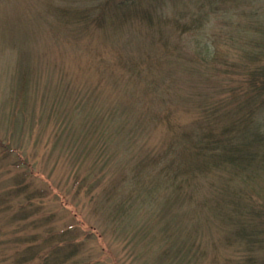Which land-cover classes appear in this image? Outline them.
Masks as SVG:
<instances>
[{
  "label": "rangeland",
  "instance_id": "374dc122",
  "mask_svg": "<svg viewBox=\"0 0 264 264\" xmlns=\"http://www.w3.org/2000/svg\"><path fill=\"white\" fill-rule=\"evenodd\" d=\"M196 1L168 0L148 27L135 13H108L101 25L81 19L97 18L96 0H0V193L26 176L24 185L46 193L39 224L51 220L56 230L75 223L68 204L82 212L99 229L79 228L84 252L99 264H174V255L175 264L264 258V248L249 252L217 215L227 172L180 174L196 159L180 152L178 137L214 124L215 105H232L231 89L243 78L232 65L264 42L239 17L247 7L235 0L225 12L242 22L240 32L213 15L202 32L182 34L176 23L202 12ZM256 5L264 14V0ZM208 43L220 53L216 63L204 50ZM202 55L212 62L203 64ZM6 145L15 153L5 154ZM117 208L125 212L119 216ZM10 217L0 211V232L16 225ZM12 241L0 258L13 263Z\"/></svg>",
  "mask_w": 264,
  "mask_h": 264
},
{
  "label": "trees",
  "instance_id": "16d2710c",
  "mask_svg": "<svg viewBox=\"0 0 264 264\" xmlns=\"http://www.w3.org/2000/svg\"><path fill=\"white\" fill-rule=\"evenodd\" d=\"M146 1L153 5L146 4ZM167 1L96 0L97 7L95 9L99 10L97 18L91 19L92 16L82 14L81 19L94 21L101 25L108 13L112 15L120 12V14H126V18L133 16H129V14L135 13L137 18L141 19L148 27H152L153 10L159 9ZM235 1L237 4L241 1V4L247 7V10L238 12L239 17L247 19L249 26H253L251 28L259 33L260 38L263 37L264 14L263 7L256 5L258 0ZM230 2L233 0H197L196 4L202 6L200 9L202 12L192 14L189 21L180 19L176 23L177 30L182 34L190 33L195 36L197 32L204 30L205 20L207 21L210 16L220 15V18H224L221 20V25L228 31L240 32L239 24L242 22L238 21L237 25L232 13L225 12L228 8L226 4ZM143 3L148 9L145 10L141 6ZM231 41L235 42V39L231 37ZM258 43L259 45L255 46V51H252L253 53L250 55L251 58L246 62L242 61L237 66L232 65V68L236 70L237 67L241 69L243 74L241 81H237V84L241 85L231 89L232 105L230 103L223 107L219 106L220 108L215 105L209 112V118L214 120V124L206 126L198 124L197 127L200 126V128L197 130L178 137V140L182 139L180 152H190L196 159L195 167L189 168L190 172L182 171L180 174H193L195 170L196 173H204L212 169L227 172L226 179H228L219 189L222 200H217L214 206L218 216H222L233 224L234 233L246 243L249 252L264 248V42L258 41ZM204 50L209 53L208 58L211 57L210 59L216 63L217 58L220 57L217 48L214 49L211 43H208ZM208 58L206 55H202L200 60L202 63L204 62L203 64H209L212 61ZM226 66L228 65L226 64ZM216 121L220 124L219 127H217ZM199 130L200 133H195ZM4 149L6 150L5 154L15 153L12 146L6 145ZM29 174L32 177L35 175L33 172H29ZM25 177L23 179L16 178L19 183H22L21 185L18 183L19 186L3 190L0 193V211L11 213L13 215V218L10 217L11 221L14 222V225L16 224L11 229L0 232L3 233V237H0V250L4 251L6 244L12 238L11 244L18 248L13 256V263L10 261V257L4 254L0 258V264H99V261H93L92 254L84 252L85 239L79 233V228H88L95 234L99 230L96 225L88 222L84 214L81 211L79 213L70 204L67 206L75 223H70L63 230H56L53 222H49L51 220L48 219L44 222L47 223L46 225L44 223L40 225L41 217L36 215L41 210L40 201L46 198V193L37 189L30 190L28 185H24ZM36 200L39 201L36 202ZM117 209L116 212H120L119 216L125 212L124 208ZM116 217L114 215L113 219ZM31 225L35 228L44 225L45 232L42 230L23 234L19 231L20 227L32 228ZM10 231L15 232L14 237ZM98 237L103 238L101 235ZM169 253H171L170 250H168ZM169 259L171 260V258ZM244 259L246 264H264V258L261 262L256 261L250 253H247ZM177 260V256L174 255L172 261L177 263Z\"/></svg>",
  "mask_w": 264,
  "mask_h": 264
}]
</instances>
